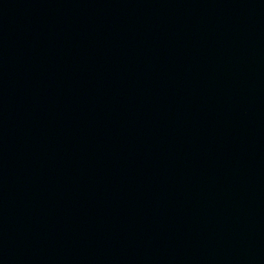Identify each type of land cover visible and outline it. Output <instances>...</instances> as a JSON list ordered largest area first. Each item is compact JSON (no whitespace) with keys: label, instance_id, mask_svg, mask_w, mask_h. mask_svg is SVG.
<instances>
[{"label":"water","instance_id":"water-1","mask_svg":"<svg viewBox=\"0 0 264 264\" xmlns=\"http://www.w3.org/2000/svg\"><path fill=\"white\" fill-rule=\"evenodd\" d=\"M0 264H264V0H0Z\"/></svg>","mask_w":264,"mask_h":264}]
</instances>
